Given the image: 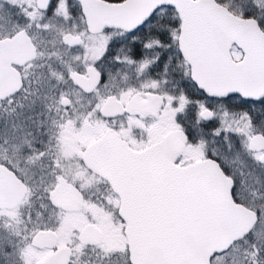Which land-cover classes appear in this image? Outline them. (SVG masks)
Segmentation results:
<instances>
[{"label":"snow or ice","instance_id":"obj_1","mask_svg":"<svg viewBox=\"0 0 264 264\" xmlns=\"http://www.w3.org/2000/svg\"><path fill=\"white\" fill-rule=\"evenodd\" d=\"M17 43L0 264H264V0H0Z\"/></svg>","mask_w":264,"mask_h":264},{"label":"water","instance_id":"obj_2","mask_svg":"<svg viewBox=\"0 0 264 264\" xmlns=\"http://www.w3.org/2000/svg\"><path fill=\"white\" fill-rule=\"evenodd\" d=\"M106 15H111L109 13H102L94 19L95 23H100L103 21ZM31 55V50L27 45L22 43H17L9 47L5 45L3 50L0 51V59L3 60L5 65L12 63V65L21 66L22 62L27 61L28 57ZM18 83V78L15 75L14 69H8L7 67L4 70V75L2 80H0V89L4 93L12 91ZM22 192V189H17L16 194L11 195L8 199L9 202H15L19 198V193ZM66 251V250H64ZM63 254V253H62Z\"/></svg>","mask_w":264,"mask_h":264},{"label":"flooded vegetation","instance_id":"obj_3","mask_svg":"<svg viewBox=\"0 0 264 264\" xmlns=\"http://www.w3.org/2000/svg\"><path fill=\"white\" fill-rule=\"evenodd\" d=\"M12 67H13V69H15L16 67H21V66L12 65ZM21 70H23V69H21ZM185 87H187L189 94L192 95L193 98H195L197 95L195 89L191 88L190 85H187V84L185 85Z\"/></svg>","mask_w":264,"mask_h":264},{"label":"rangeland","instance_id":"obj_4","mask_svg":"<svg viewBox=\"0 0 264 264\" xmlns=\"http://www.w3.org/2000/svg\"><path fill=\"white\" fill-rule=\"evenodd\" d=\"M88 219L90 221L91 220V217H89ZM70 235H71L70 229L66 228L65 231H64V233H63V239L67 240Z\"/></svg>","mask_w":264,"mask_h":264}]
</instances>
